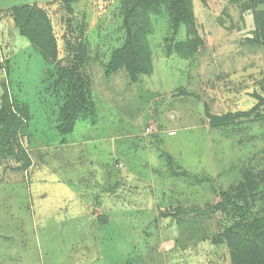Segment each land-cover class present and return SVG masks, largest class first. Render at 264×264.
Masks as SVG:
<instances>
[{"label": "rangeland", "instance_id": "rangeland-1", "mask_svg": "<svg viewBox=\"0 0 264 264\" xmlns=\"http://www.w3.org/2000/svg\"><path fill=\"white\" fill-rule=\"evenodd\" d=\"M133 1L80 0L70 13L65 0H0V88L5 82L10 98L29 114L15 143L22 158L0 159V264H232L224 237L237 221L230 207L211 216L162 213L207 209L226 191L246 206L248 220L264 216V108L221 127L208 118L249 111L256 95L264 96V46L248 26L264 7L251 0H189L192 21L175 31L169 4L152 0L140 34L148 73L132 83L124 69L112 75L106 66L124 45L123 20ZM23 5L48 14L62 64H69L67 41L86 48L95 113L77 123L66 143L56 131L64 101L52 87L57 62L45 61L19 35L9 9ZM6 61L9 73L2 67ZM113 146L118 158L110 160ZM77 148L87 149L69 154ZM169 153L178 166L209 181L171 176L163 156ZM75 168L85 173L78 182L71 178L75 183L68 182V189L81 181L75 189L80 192L100 177L85 194L92 200L118 196L116 202L133 205V211L106 216L96 200L95 209L77 213L70 209L75 202L55 194L56 183L35 182H66ZM104 175L122 182L110 188ZM39 191L42 206L55 207L36 216ZM83 219L88 222L81 229Z\"/></svg>", "mask_w": 264, "mask_h": 264}, {"label": "trees", "instance_id": "trees-1", "mask_svg": "<svg viewBox=\"0 0 264 264\" xmlns=\"http://www.w3.org/2000/svg\"><path fill=\"white\" fill-rule=\"evenodd\" d=\"M80 0H65L66 7L72 13V5ZM189 0H163L169 4L172 12V27L176 31L181 24L191 22L192 16L189 9ZM206 3V0H201ZM254 6L264 7V0H251ZM152 0H134L126 9L123 28L125 42L121 48L116 49L110 56L106 66L107 74L115 75L124 69L132 83L139 81L140 76L147 75L144 67L142 54L144 45L140 34L145 28L146 15L153 11ZM13 23L20 36L26 38L29 43L43 56L47 62H57V67L52 77V87L58 94H62L63 105L59 112V121L56 127L57 134L62 137L61 143L67 142V137L74 132L78 122L93 116L94 102L90 81L85 73L86 48L83 42L71 46L67 41L68 65L58 60L59 49L54 33L53 24L48 14L31 5L15 6L10 8ZM250 17L248 26L254 35V41L264 46V11H257ZM200 43V42H198ZM76 47V49H74ZM78 64V65H77ZM5 72H10V66L6 61L3 66ZM257 104L249 111L238 113H227L224 116H213L208 114L210 123L215 127L233 124L236 119H251L253 113L264 108V96L256 95ZM25 108L15 103L9 95L5 82L0 88V159L17 158L22 155L15 145L18 137L28 124L29 114ZM22 152V151H20ZM165 154V153H164ZM168 172L175 178H191L199 183L209 181L205 175L191 174L176 163L173 155L166 154ZM30 166L29 160L25 162V170ZM220 202L207 209L183 207L164 211L162 216L180 217L187 213L196 212L199 216H211L217 211L231 208L237 221L224 233L229 243L232 264H264V216L248 220V209L246 206L234 200L230 192L219 193Z\"/></svg>", "mask_w": 264, "mask_h": 264}, {"label": "crops", "instance_id": "crops-1", "mask_svg": "<svg viewBox=\"0 0 264 264\" xmlns=\"http://www.w3.org/2000/svg\"><path fill=\"white\" fill-rule=\"evenodd\" d=\"M0 8H2V7H0ZM3 9V8H2ZM87 149V148H86ZM86 149L84 150V151H82L81 149H79V148H77V149H72V150H70L69 151V154H77V153H80V155L81 154H83L84 155V153H85V151H86ZM96 150V157H98V158H101V155H99V152L100 153H102V151H100L101 150V147H99V148H96L95 149ZM127 151H128V149L126 150H123L122 152H121V154L122 153H124L125 155H124V158L126 159L127 158ZM145 151V153H147V154H151V152H152V150H150V149H147V150H144ZM110 155H109V158H110V160L113 158V157H115L116 159L118 158V156H117V153H119L118 152V150L116 149V146H113V148H110ZM117 152V153H116ZM88 155H89V153H88ZM115 163L117 164L118 162H117V160H115ZM113 164V161H111L110 162V165H112ZM107 164L105 163V164H102V166H106ZM129 167V166H128ZM79 168V167H78ZM78 168H75V169H69L67 172H69V173H72V175L70 176V178L69 179H67V178H65L64 179V181H66V182H60V180L58 181V180H41V179H39V178H37L36 177V179H35V182L37 183V184H40V183H46V185H48L49 184V182H51V183H56V187H53L55 190H56V192H55V194L57 193V195L59 196V197H62L61 199L63 200V201H67V203H68V201L70 202H75L76 203V205H73V206H70V209L72 208L73 210H76L77 211V213H78V210H82V209H87V208H91V209H95V205H92V202L93 201H96V200H98V201H101V204H103V205H101V206H103V208H104V210H107L106 211V216H112V215H117L118 214V211H119V209L120 210H122L123 209V212L122 213H129L131 210H132V207H133V205H129V204H125V203H123L122 205H123V207L121 206V205H119L118 204V202H116V201H119V198H118V196L116 197L115 196V198H112V196H104L103 198H99L98 199V197L96 196V199L94 198V200H92L91 198H90V195H88V194H85V191H87L88 190V187H90V188H92V186L93 185H95V186H98V182L100 181V177H97V181L98 182H96V180L95 179H93V182H84L85 184V187L83 186L82 188H80V192H81V194L83 195V197H80V192H79V190L76 192L75 191V189H76V187L78 188V184H81V181L79 182V183H76L77 185H75L74 186V188L73 189H68V186H69V183H72V184H74L75 182H73L72 181V179L71 178H74V176L76 175V177L74 178V180L76 179L77 181L76 182H78L79 181V175L80 176H83V174L85 173V170L84 171H77L76 169H78ZM111 169H112V167H111ZM80 170V169H79ZM54 173H56V172H54ZM60 173V172H59ZM89 173V172H88ZM48 174V173H47ZM55 176H57V175H55ZM104 179H106L107 181H109L110 182V188L112 187V185L111 184H113V185H115L116 187L119 185V180H120V182H122V180H121V178L119 179V177L117 178V176H116V178H114V180L112 181V177L111 176H105L104 175V177H103ZM69 182V183H68ZM124 183H126L125 181H123ZM58 187H60V189H62L63 191H66V193H59V192H61V191H59V189H58ZM83 189V190H82ZM105 188H103V192H105V190H104ZM72 190V191H71ZM90 191H92V190H90ZM125 192H128V191H125ZM79 195H78V194ZM126 194V193H125ZM47 196H49L48 195V192H47ZM47 196H46V198H47ZM42 199H43V196H42V194H40V191L39 192H37V193H35V196H34V200H36V202L34 201V203L36 204V209H35V212H36V214H34V215H36L37 216V214L38 213H43V211H41V209H47V208H49V209H51L52 210V208L53 207H55L54 205H52V204H48L46 207L45 206H42ZM38 201H40V202H38ZM105 205H106V207H105ZM120 206V208H119V206ZM56 207H58V206H56ZM63 206H61V208H62ZM100 207V206H99ZM98 209H100V208H98ZM133 211V210H132ZM116 213V214H115ZM82 216H86V214H83ZM87 220L86 219H83L82 221H81V223H80V227H81V229H82V227L83 226H85L86 224H87ZM95 227H96V229L98 228L99 229V233L101 232V227H99V224H98V222H96L95 223ZM113 226H116V225H113ZM112 226V227H113ZM111 227V228H112ZM111 228L109 229V230H111ZM80 229V230H81ZM95 231V230H94Z\"/></svg>", "mask_w": 264, "mask_h": 264}, {"label": "built area", "instance_id": "built-area-1", "mask_svg": "<svg viewBox=\"0 0 264 264\" xmlns=\"http://www.w3.org/2000/svg\"><path fill=\"white\" fill-rule=\"evenodd\" d=\"M148 132H150V130L148 129Z\"/></svg>", "mask_w": 264, "mask_h": 264}]
</instances>
